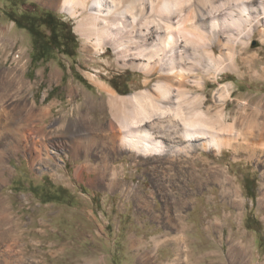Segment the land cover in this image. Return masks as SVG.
Masks as SVG:
<instances>
[{
	"label": "rangeland",
	"instance_id": "1",
	"mask_svg": "<svg viewBox=\"0 0 264 264\" xmlns=\"http://www.w3.org/2000/svg\"><path fill=\"white\" fill-rule=\"evenodd\" d=\"M49 1L0 0V94L7 92L10 98L0 102V194L13 206L8 213L16 219L10 220L24 231L13 264H264V204L259 201L264 165L254 150L235 154L225 148L216 154L198 147L197 157L188 159L201 183L181 166V159L171 165L164 155L121 150L122 121L129 113L120 102L110 107L109 93L100 83L125 96L149 85L146 75L121 67L110 47L97 53L94 38L84 48L77 26L94 10L92 0L77 5L75 15L64 9V0L57 5ZM47 11L65 21L76 37L71 34L67 41L58 30V39H50L42 50L41 40L52 31L40 25ZM32 20L41 37L29 29ZM261 33L256 31L243 54L260 53L250 58L251 68L241 61L239 71L229 69L217 77L203 72L206 86L195 90L207 94L210 104L223 85H231L227 121H235L237 132L244 126L264 132ZM111 125L121 131L115 145ZM77 127L83 129L78 138L87 150L75 155L66 130ZM238 140L246 141L243 135ZM62 141H67L64 150L59 149ZM33 146L42 156L35 167ZM260 148L263 152L264 145ZM220 168L230 176L229 190L238 189L244 199L240 207L224 195L225 184L215 173ZM168 210L183 224L178 242L174 235L179 229L168 221Z\"/></svg>",
	"mask_w": 264,
	"mask_h": 264
},
{
	"label": "bare ground",
	"instance_id": "2",
	"mask_svg": "<svg viewBox=\"0 0 264 264\" xmlns=\"http://www.w3.org/2000/svg\"><path fill=\"white\" fill-rule=\"evenodd\" d=\"M58 2L49 1L54 5ZM63 3L64 9L73 15L77 13V5L85 7V0H64ZM89 7L94 10L81 18L77 26V31L84 38V48L87 49L94 38L97 53H105L110 47L121 67L142 71L146 75L145 84H149L140 91L122 96L100 83L109 93L110 107L114 109L120 102L129 113L128 120L122 121V136L121 131L110 126L112 145L121 136L119 148L129 150L135 156L164 155L171 165L181 159V166L191 171L192 178L200 183L201 177H197L200 174L188 159L197 155L195 151L198 147L216 154H222L225 148H232L235 154L240 151L248 153L249 149H253L257 162L264 165V155L260 150L264 145L261 127L260 130H250L244 126L243 131L237 132L235 121H227L232 86L223 85L217 99L210 104H207V94L195 92L196 88L206 86L200 76L203 72L213 71L214 77H217L229 69L239 71L241 61L251 68L252 60L260 53L255 52L249 57L243 54L249 51L251 39L257 30L264 34V0H92ZM8 96L7 92L1 93L0 102L3 100L2 103H7L5 97L10 99ZM34 109L35 102L32 101V113ZM241 113L247 114L245 110ZM15 117V114L11 115V119ZM240 122L246 124L242 120ZM66 134L72 136L70 140L74 144L75 155L87 150L78 138L83 134V129L68 128ZM242 135L245 142L238 140ZM249 137L255 142H258L257 138L260 140V149L251 145L255 142H248ZM60 144L59 149L64 150L67 141ZM31 149L30 161L35 167L42 156L38 147ZM215 173L225 184L224 195H231L232 204L243 205L245 202L239 190L231 191L226 186L230 182L227 171L220 168ZM54 175L60 177L57 172ZM260 194L262 205L264 185ZM11 207L12 204H7L0 194V216H4L0 220V264H13L18 259L14 248L20 245V238L24 234L19 230L17 220L16 223L10 220L16 219L13 216L10 218L12 213L8 212ZM170 212H167L168 221L179 229L174 235L178 242L182 237L180 230L183 224L179 226L181 222H178V216ZM218 222L216 219L214 224Z\"/></svg>",
	"mask_w": 264,
	"mask_h": 264
},
{
	"label": "trees",
	"instance_id": "3",
	"mask_svg": "<svg viewBox=\"0 0 264 264\" xmlns=\"http://www.w3.org/2000/svg\"><path fill=\"white\" fill-rule=\"evenodd\" d=\"M34 18H36V20H37V17H34ZM33 20L31 22H29V29L31 30V32L36 37H38V36L41 37L42 33L39 32V31H41V29H39V28H35L34 29V27H33L34 26V21ZM39 20L41 21L40 25L41 24H43V25L46 24L52 30L51 34H50V37L48 39H42L41 40V45L38 46V48H40V46H41L42 50L46 49V45H47L48 42H53L50 39H52L54 41L58 39V37H59V31L58 30H62V33L64 32L63 36H65L67 41H69L71 39L70 38L71 34L76 37L73 29L69 25H67V23L65 21L59 19L56 15H54V13L51 12V11H47L46 15L40 17ZM52 48L55 49L56 47L53 46Z\"/></svg>",
	"mask_w": 264,
	"mask_h": 264
},
{
	"label": "crops",
	"instance_id": "4",
	"mask_svg": "<svg viewBox=\"0 0 264 264\" xmlns=\"http://www.w3.org/2000/svg\"><path fill=\"white\" fill-rule=\"evenodd\" d=\"M61 1H62V0H59V2H61ZM59 2H58V3H59ZM58 3H57V4H58ZM57 4H56V5H57Z\"/></svg>",
	"mask_w": 264,
	"mask_h": 264
}]
</instances>
